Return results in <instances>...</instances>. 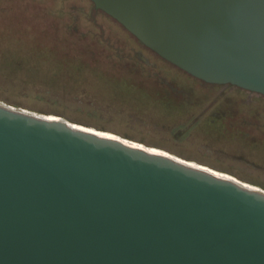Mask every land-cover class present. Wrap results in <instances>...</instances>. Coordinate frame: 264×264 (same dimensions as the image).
<instances>
[{"label": "water", "instance_id": "1", "mask_svg": "<svg viewBox=\"0 0 264 264\" xmlns=\"http://www.w3.org/2000/svg\"><path fill=\"white\" fill-rule=\"evenodd\" d=\"M209 85L264 96V0H90ZM0 101V264H264V189Z\"/></svg>", "mask_w": 264, "mask_h": 264}, {"label": "rangeland", "instance_id": "2", "mask_svg": "<svg viewBox=\"0 0 264 264\" xmlns=\"http://www.w3.org/2000/svg\"><path fill=\"white\" fill-rule=\"evenodd\" d=\"M169 100L206 101L196 112L204 122L190 134L175 131L191 115L164 112ZM0 101L264 189V96L191 77L90 0H0Z\"/></svg>", "mask_w": 264, "mask_h": 264}, {"label": "trees", "instance_id": "3", "mask_svg": "<svg viewBox=\"0 0 264 264\" xmlns=\"http://www.w3.org/2000/svg\"><path fill=\"white\" fill-rule=\"evenodd\" d=\"M157 96H158V94H157ZM145 97L150 98L148 96H145ZM153 100H155V99L153 98ZM203 103L205 104L206 101H202V102L201 101H195L193 103H190L189 105L186 103H180V104L176 105L174 102L169 100L166 102H162V105L159 107L163 108L162 110L166 113H169V114H178L179 113L183 117L184 116L186 117L187 115L188 116L191 115V116H189L190 118L188 117L189 119L186 120L185 122H182L178 125H175V131H184L183 133L186 135V134H190L193 130L199 128L201 126V124L204 122V115L202 114V115L198 116V114H197L198 112L203 111V109L205 107ZM212 118H214V117H212Z\"/></svg>", "mask_w": 264, "mask_h": 264}, {"label": "bare ground", "instance_id": "4", "mask_svg": "<svg viewBox=\"0 0 264 264\" xmlns=\"http://www.w3.org/2000/svg\"><path fill=\"white\" fill-rule=\"evenodd\" d=\"M156 151V150H155ZM157 152H159V151H157ZM193 165H195V164H193ZM223 177H225V176H223ZM226 178H228V177H226Z\"/></svg>", "mask_w": 264, "mask_h": 264}]
</instances>
